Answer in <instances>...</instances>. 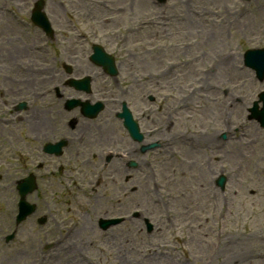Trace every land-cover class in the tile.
I'll return each mask as SVG.
<instances>
[{"label": "rangeland", "instance_id": "374dc122", "mask_svg": "<svg viewBox=\"0 0 264 264\" xmlns=\"http://www.w3.org/2000/svg\"><path fill=\"white\" fill-rule=\"evenodd\" d=\"M33 1L0 0V264H264V134L255 144L260 135L252 123L246 122L245 139L231 129L264 89L242 64L246 49L264 46V0H167L164 6L154 0H44V12L60 34L62 29L71 34L57 35L39 50L46 38L27 24ZM102 34L107 36L102 44L124 64L126 81L119 86L131 88L136 69L141 78L151 75V90L176 83L168 92L179 99L166 102L173 120V106L180 109V123L171 133H184L193 143L151 150L149 169L134 177L120 173L116 182L107 178L108 170L40 171L37 190L27 196L36 212L16 226L15 181L35 170L30 150L36 126L28 123L30 102L21 112L14 104L30 101L35 86L40 91L63 80V63L91 73L94 66L81 51L84 45L89 53L86 42ZM13 62L20 67L12 68ZM31 65L37 81L17 84L31 72L16 76L12 70ZM51 68L57 78L45 73ZM158 73L169 80L153 82ZM160 115H155L158 124H168L169 117ZM222 130L230 139L214 151ZM213 132L208 149L197 145ZM224 149L238 152L226 158ZM169 154L174 157L165 161ZM39 155L40 161L48 160ZM223 165L228 181L220 191L213 177ZM132 211L141 218L106 232L97 226L99 218ZM37 218H44L43 224ZM143 218L154 226L151 234ZM13 231L6 243L4 237Z\"/></svg>", "mask_w": 264, "mask_h": 264}, {"label": "flooded vegetation", "instance_id": "af4514ba", "mask_svg": "<svg viewBox=\"0 0 264 264\" xmlns=\"http://www.w3.org/2000/svg\"><path fill=\"white\" fill-rule=\"evenodd\" d=\"M54 70L47 69L45 73L48 77L57 78L59 75L56 77ZM94 72L95 76L91 78V82L98 81L96 78H99L101 84H90L88 94L67 87L65 78L63 80L57 78L56 84L47 85L40 91L38 86H35L36 89L32 91L31 106L34 117L31 124L36 127L31 135L35 146H31L30 152L32 151V161L37 168V180L40 171L81 174L106 173L108 170L107 178L116 182L120 173L134 177V172L139 171L138 168H132L130 162L136 161L139 164L137 167H140V164L143 167L149 166V153H142V144H138L130 136L124 120L118 117L125 104L143 134V143L146 137L148 143L151 119L150 102L145 100V91H149V81L140 83L135 78L131 88L125 89L119 86L126 81L125 76L112 78L113 85H109L105 80L108 75L104 70L96 69ZM135 91L137 100L134 98ZM72 97L91 103L101 101L104 103L103 110L95 118L84 117L80 107L66 109V102ZM60 140L63 145L57 157L54 153L52 155L44 153L46 144L53 145ZM40 153L46 156L48 159L46 162L40 161ZM131 180L133 181V178Z\"/></svg>", "mask_w": 264, "mask_h": 264}, {"label": "water", "instance_id": "95a60500", "mask_svg": "<svg viewBox=\"0 0 264 264\" xmlns=\"http://www.w3.org/2000/svg\"><path fill=\"white\" fill-rule=\"evenodd\" d=\"M159 1L164 2L165 0H159ZM39 6L40 4L37 7ZM36 11L39 13L36 15L38 19L46 23L44 16L40 14L39 12L40 8ZM246 65L255 69L257 74L259 75V78L262 79L264 75V54L263 53L257 52L256 56L247 54L246 55ZM34 188L35 186H34L32 177H28L18 183L17 189L19 191L20 201L18 204L19 214L16 219L17 222L22 221L23 219H25L26 216H28L34 211V205H31L26 202V195L31 193L34 190ZM106 225L107 224H102V227L106 228L107 227Z\"/></svg>", "mask_w": 264, "mask_h": 264}, {"label": "bare ground", "instance_id": "6f19581e", "mask_svg": "<svg viewBox=\"0 0 264 264\" xmlns=\"http://www.w3.org/2000/svg\"><path fill=\"white\" fill-rule=\"evenodd\" d=\"M237 152H238V149L230 151L231 157L234 156ZM85 229H86V227H85V225H83L81 230L84 231ZM223 248L225 249V247H223ZM224 249H223V251L227 252V249H225V250Z\"/></svg>", "mask_w": 264, "mask_h": 264}]
</instances>
